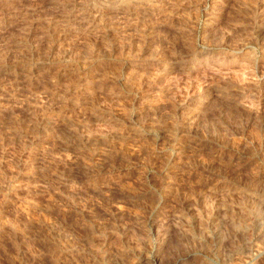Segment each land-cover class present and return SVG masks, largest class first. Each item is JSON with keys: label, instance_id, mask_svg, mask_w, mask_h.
Returning <instances> with one entry per match:
<instances>
[{"label": "rangeland", "instance_id": "1", "mask_svg": "<svg viewBox=\"0 0 264 264\" xmlns=\"http://www.w3.org/2000/svg\"><path fill=\"white\" fill-rule=\"evenodd\" d=\"M263 205L264 0H0V264H264Z\"/></svg>", "mask_w": 264, "mask_h": 264}, {"label": "bare ground", "instance_id": "2", "mask_svg": "<svg viewBox=\"0 0 264 264\" xmlns=\"http://www.w3.org/2000/svg\"><path fill=\"white\" fill-rule=\"evenodd\" d=\"M94 172V171H93ZM264 206V205H263ZM220 217V216H219ZM223 218V217H222ZM217 219V218H216ZM257 219H261V221L257 224V228H256V235H258L257 237H259V235H263L264 234V216H262V214L260 216H258ZM213 232V231H211ZM218 232V231H217ZM254 233V232H253ZM224 235V234H223ZM221 237V236H220ZM223 237V236H222ZM254 243V242H253ZM258 243V242H257ZM255 248V247H254ZM57 254V253H56ZM100 256V255H99ZM242 260V259H241Z\"/></svg>", "mask_w": 264, "mask_h": 264}]
</instances>
